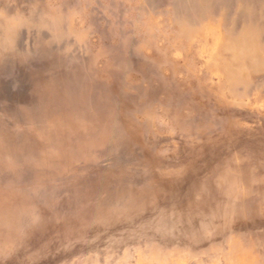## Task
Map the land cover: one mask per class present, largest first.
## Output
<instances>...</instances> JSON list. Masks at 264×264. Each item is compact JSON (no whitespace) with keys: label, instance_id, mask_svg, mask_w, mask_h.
I'll use <instances>...</instances> for the list:
<instances>
[{"label":"rangeland","instance_id":"obj_1","mask_svg":"<svg viewBox=\"0 0 264 264\" xmlns=\"http://www.w3.org/2000/svg\"><path fill=\"white\" fill-rule=\"evenodd\" d=\"M251 1L0 0V264H264Z\"/></svg>","mask_w":264,"mask_h":264},{"label":"water","instance_id":"obj_2","mask_svg":"<svg viewBox=\"0 0 264 264\" xmlns=\"http://www.w3.org/2000/svg\"><path fill=\"white\" fill-rule=\"evenodd\" d=\"M199 1H203V0H186V1H183L184 3V5H186V6H188V7H191V8H193V7H195L196 5H197V3L199 2ZM251 2L252 3V1L251 0H213V3H212V5H214L215 4V6H222V7H226L227 9L229 8V7H231V5H232V3H234V2ZM174 5V4H173ZM211 5V6H212ZM248 5V4H247ZM199 6V5H198ZM197 6V7H198ZM249 6V5H248Z\"/></svg>","mask_w":264,"mask_h":264},{"label":"bare ground","instance_id":"obj_3","mask_svg":"<svg viewBox=\"0 0 264 264\" xmlns=\"http://www.w3.org/2000/svg\"><path fill=\"white\" fill-rule=\"evenodd\" d=\"M183 1H186V0H172V3L174 4V7H175V5L177 4H179V2H183ZM159 2H161V0H148V3L150 4V5H153L154 3L156 4V5H158L159 4ZM179 6V5H178ZM181 6V5H180ZM198 8V7H197ZM196 8V9H197ZM196 9H195V11H196ZM191 16H192V14H191ZM187 19V18H186ZM262 63V62H261ZM39 104V103H38ZM39 108V107H38ZM123 151V150H122Z\"/></svg>","mask_w":264,"mask_h":264}]
</instances>
